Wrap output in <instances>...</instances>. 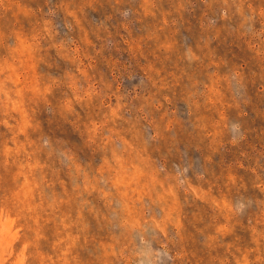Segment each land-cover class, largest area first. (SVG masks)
Instances as JSON below:
<instances>
[{
  "label": "rangeland",
  "instance_id": "obj_1",
  "mask_svg": "<svg viewBox=\"0 0 264 264\" xmlns=\"http://www.w3.org/2000/svg\"><path fill=\"white\" fill-rule=\"evenodd\" d=\"M0 264H264V0H0Z\"/></svg>",
  "mask_w": 264,
  "mask_h": 264
}]
</instances>
